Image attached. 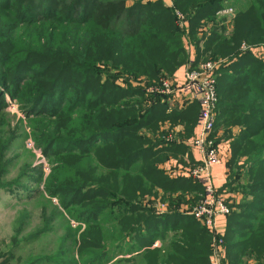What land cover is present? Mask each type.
<instances>
[{
    "label": "trees",
    "instance_id": "1",
    "mask_svg": "<svg viewBox=\"0 0 264 264\" xmlns=\"http://www.w3.org/2000/svg\"><path fill=\"white\" fill-rule=\"evenodd\" d=\"M225 1L171 0L168 6L163 0H0V40L5 42L13 41L10 31L23 26L25 22H30V19L34 20L32 24L36 22L38 25L55 23L60 30L65 29V25L69 23L72 26L87 25L97 32L89 41L80 45L63 42L59 53H53L43 44L25 47L21 51L22 64L17 63L14 67L12 62L4 60L5 54L0 51V73L12 75L22 71L23 68L28 70L33 67L41 68L42 72L36 76L41 79L39 90L48 87L52 77L72 87L79 84L86 85L87 88L79 92V99L81 103H86L89 98L92 99L89 108L92 112L84 130L90 141L79 142V152L87 156L90 153L87 150L90 149L89 147L97 151L95 156L97 155L96 158L105 163L106 169L124 172L122 181L131 167L138 163L139 176L135 178L137 184L134 187V196L146 184L148 189L145 191L159 186L160 190L173 194L177 190H182L183 186L188 187L189 184L199 188L203 193L200 185L184 174L183 177L172 176L173 171L169 173L167 168H158L159 164L169 157L172 146L164 142L169 130L164 128V132H161L163 123L181 124L185 132H188V128L195 124L198 105L189 103L183 111L168 112L162 101L163 97L147 94L141 86L130 88L131 92H126L124 87L113 84L111 81L113 78L107 74V79L101 80L99 69H119L117 72L133 73L129 57L125 53L127 48L125 49L122 45V39L137 37L141 38L138 43L141 44L138 48L140 52H137V55H144L146 58L137 66L135 63L133 66L137 71V68L143 65V68L138 71L141 75L152 74L148 76L149 78L146 76V86L159 80L155 79L154 72L172 70L171 76H173L181 69L185 59L183 36L186 34L189 37L198 36L197 29L201 26L202 29L206 27L205 21L214 22L216 13L224 7L221 5ZM250 1L253 5L249 8L236 7L238 13L229 28L213 29V27L206 40L202 36L205 34L203 33L196 38L198 40L189 39V42L188 40L186 42L194 50L192 66L197 64L196 58L207 54L224 57V59L231 58L227 59L229 63L221 66L216 73V108L219 107V114L215 126L221 124L225 131L228 128L229 130L239 129L237 134L227 138L230 139L228 149L231 154L227 166L229 168L232 163L236 164L240 160L246 162L245 166L249 167L251 192L253 190L254 194L263 193L255 202L264 205V60L262 59L264 56V0ZM129 2L130 5H128ZM47 12L50 13L49 16H46ZM175 12L186 17V32L178 29ZM132 25H136L143 32L137 34L136 31L125 30L132 28ZM117 26L122 27L123 30ZM218 31L226 33L217 34ZM202 38L205 41H202ZM200 42H202V50H200ZM241 44L257 47L259 53L241 52ZM12 49L16 50L17 46L13 45ZM130 53L131 51L128 55ZM29 57H34L36 66L29 68L24 66ZM98 81L101 83L99 84ZM57 84L50 88L56 90V93ZM47 93L43 97L48 95ZM40 95L38 94V97L34 99L39 98ZM127 95H144L154 102L146 106L137 101L124 102ZM148 127H153L154 132H157L154 142L143 136L145 134L142 135V131ZM92 141L94 145L87 146V143ZM158 143L164 145L163 148H158ZM257 155L260 157L248 161L249 158ZM188 168L190 167L183 169ZM172 169L175 170V168ZM74 177L77 182L72 186H66L67 189L64 192L75 193L78 189L84 191L77 196L78 201L85 207L93 206L92 210L98 211L97 200H106L109 197V191L112 190H109L111 186L103 178V186L93 188L95 181L90 170L77 173ZM124 189L125 187H122L120 190L122 194ZM125 193V197L121 196V202H130L132 197L126 191ZM251 195L253 201L256 196ZM247 201L245 198L243 204L248 203ZM249 207L253 213L249 221L255 223V226L228 220L232 212L224 219L221 237L224 242L223 262L225 264H244V258L257 256L262 259L260 256L264 255V208H257L255 204ZM138 212H145L146 216L140 219L142 216ZM87 214L88 212L85 213ZM92 214L94 218L89 220L93 223L90 225V233L81 235L79 240L80 253L100 249L103 235L101 228L95 224V214ZM181 215L184 218H179ZM150 216L146 210L142 211L140 208L135 211L126 210L115 220L121 239L136 228L135 221L148 228L150 225L154 226L153 233L144 237L151 240L143 244L141 259L145 261L144 264H210L211 236L193 217L178 212L175 215L178 218L172 222V225L169 227L165 225L163 232L158 234L155 225L163 219L167 222L172 219V216L156 215L155 221ZM159 235L160 247L150 248Z\"/></svg>",
    "mask_w": 264,
    "mask_h": 264
},
{
    "label": "rangeland",
    "instance_id": "2",
    "mask_svg": "<svg viewBox=\"0 0 264 264\" xmlns=\"http://www.w3.org/2000/svg\"><path fill=\"white\" fill-rule=\"evenodd\" d=\"M163 1L170 6L171 0ZM223 5L232 8L236 16L237 8L246 9L253 4L250 0H226L221 6ZM45 14L46 16L50 15L48 12ZM30 20V22H25L23 26L10 31L13 41L0 40V51L5 54L6 59L4 60L14 64L12 67L17 63L22 64L21 51L25 47L43 44L53 53H59L63 42L80 45L89 41L97 33L89 26L82 24L72 26L68 23L65 25V29L60 30L55 23L49 22L46 25H38L36 22L32 24L33 19ZM207 23L213 25L208 27L210 32L213 27V29L221 28L219 26H221L222 21L215 19L214 22L209 21ZM201 27L197 29L200 35L203 34ZM118 28L123 30L120 26ZM203 29L206 28L203 27ZM125 30L136 31L137 34L143 32L136 25ZM225 33L218 31L217 34L223 35ZM199 34L198 36H200ZM198 36L189 37L186 34L183 38L189 42V39L198 40L196 39ZM202 36L206 40L208 33ZM140 39L137 37L122 39V45L125 49L127 48L125 53L129 57V64L133 67V73L117 72L119 69H99V71L101 70V80H106L107 74L113 78L111 80L113 84L124 87L126 92H131L130 88H135V84L137 85L141 81L147 82L146 76L152 74L141 75L138 71L143 68V65L138 67L137 71L133 66L134 63L137 66L146 58L144 55H137V52H140L138 50L139 45H141L138 44ZM205 40L202 38V41ZM190 44L192 45L191 41ZM13 45L17 46L16 50L12 49ZM142 46L144 48V45ZM199 46L202 50V42ZM184 49L185 59L181 66L189 61L190 51L188 47ZM130 51L131 53L128 55ZM134 52L136 53L133 54ZM33 59L34 57H29L24 66L27 68L36 66ZM196 59L197 64L204 61L216 62L219 60H221L220 66L229 63L227 57L224 59V57H216L211 54ZM262 59L264 60V56ZM171 71L154 72L155 79H171L173 72ZM39 72H42L41 68L33 67L29 70L23 68L22 71L12 75L0 73V78H2L0 79V264H144L145 261L143 262L141 259L143 244L151 241L148 238L144 239V237L153 233L152 228L154 226L150 225L148 228L135 221L136 228H133L121 239L122 236L118 233L115 224L117 217L124 214L126 210L135 211L140 210V208L142 211L146 210L151 215L150 217H153V221H155L156 215L172 216V219L167 222H164L163 219L155 225L157 227L156 232L159 234L163 232L165 225L168 227L172 225V222L178 218L175 217L178 212L185 214L184 212L191 210L197 204L202 196L201 190L188 184L189 188L183 186L182 190L169 194L165 190H160L159 186L145 191L148 189V184H146L134 196L133 191L137 184L135 178L139 176L137 172L138 163L131 167L126 178L122 181L124 172L106 169L105 163L96 158L97 151L89 147L90 149L87 150L90 153L87 156L83 152H79L78 143L90 141L84 130L86 121L92 112L89 109L92 99L89 98L86 103H81L79 99V92L87 86L79 84L72 87L64 81L52 77L48 87L39 90L41 79L36 77ZM133 82L135 84H131ZM54 84H57V93L56 90L50 89ZM46 92L48 95L43 97ZM38 94H41L39 98L34 99V97H38ZM123 101H137L144 106L148 103L152 105L154 102L144 95H127ZM162 101L168 109L172 108L169 100L164 99ZM216 109L217 118L219 107ZM172 111L174 110L168 112ZM228 130L229 128L225 131L221 124L215 126L211 137L213 142L220 145V142H225L227 138L231 137L230 135H234L233 132L237 134L239 131L238 128ZM142 135L154 142L157 132H154L153 127H148L142 131ZM93 142L87 143V146L94 145ZM224 156L225 152L223 153ZM227 157L229 161L230 151L227 152ZM258 157L260 155L249 158L248 161ZM245 163L240 160L229 166L227 185L221 190L229 198L231 197L232 215L228 220L255 226V223L249 221L253 214L249 206L255 204L257 208H264V205L255 202L263 193L256 192L254 194L253 190L251 192L248 177L249 167H246ZM87 170L92 171V177L95 181V185H92L93 188L102 187V181L105 178L107 184L111 186L109 190L112 189L109 191V197L106 200H97L98 211L92 210L93 206L85 207L78 201L77 196L84 191L78 189L75 193L64 192L67 189L66 186H72L73 183L77 182L74 177L77 173H83ZM167 170L171 173L173 169L170 167ZM171 175L177 176L174 173ZM176 186L178 187V185ZM122 187H125L123 194L120 191ZM125 191L132 197L130 202H121V196L125 197L126 195ZM251 194L256 196L253 201ZM245 198L248 203L243 204ZM86 212H88L87 215H85ZM92 213L95 214V224L101 228L103 235L100 249L80 253L78 249L79 240L81 235L90 233V225L93 223L89 220L94 218ZM138 214L142 216L140 219L146 216L145 212H138ZM90 215L92 216L90 217ZM254 215L256 216V214ZM179 218H184V216L181 215ZM217 224L224 228L225 221L220 220ZM155 242L160 247V235ZM150 248L153 249V246ZM154 248H158V246ZM260 257L262 259L257 256L244 258V264L250 261L253 264H264V255Z\"/></svg>",
    "mask_w": 264,
    "mask_h": 264
},
{
    "label": "built area",
    "instance_id": "3",
    "mask_svg": "<svg viewBox=\"0 0 264 264\" xmlns=\"http://www.w3.org/2000/svg\"><path fill=\"white\" fill-rule=\"evenodd\" d=\"M175 16L178 29L181 32H186V17L177 12H175ZM234 17L235 11L227 6L216 13V20L222 21L219 27L226 29L229 28ZM205 25L206 29H202V31L206 34L209 33L208 27L213 25L206 21ZM183 41L186 43L184 38ZM240 51L259 53L257 47L245 44L241 45ZM188 60L182 67L180 76L171 79L161 78L148 86H146V82L141 81L135 86L143 87L147 94L169 100L172 106L181 107L189 103L198 105L195 122L196 132L190 140V147L197 153L199 160L195 165L181 171L182 174L200 185L203 193L197 204L184 213L193 217L211 236L210 264H225L223 262L224 242L221 237L223 228L219 227L217 223L230 215L232 211L231 197L229 198L222 190L216 189L211 180V168L220 165L223 159L218 144L216 145L211 138L216 124V73L221 67V60L216 62L204 61L195 66H192L189 57ZM157 246L159 247L154 242L153 248Z\"/></svg>",
    "mask_w": 264,
    "mask_h": 264
},
{
    "label": "crops",
    "instance_id": "4",
    "mask_svg": "<svg viewBox=\"0 0 264 264\" xmlns=\"http://www.w3.org/2000/svg\"><path fill=\"white\" fill-rule=\"evenodd\" d=\"M183 41V40H182ZM184 48L188 47V50L190 51L189 59L194 60V50L191 46H189L188 43H184ZM183 67V66H182ZM179 69L177 72L173 74L172 77L180 76L182 72V68ZM189 106V105H188ZM187 105H183L181 107L172 106V108H167V110H176V111H183L187 107ZM196 122V121H195ZM163 127H161V132H164V128L168 129L169 132L165 136V141L167 145L171 144V151L169 158H167L163 163L159 164V169L161 168H175V170H172L177 177H183L182 169L191 167L194 164H196L199 160L197 153L190 147V140L192 139L193 135L196 132L195 125L188 128V132H185L181 124H168V122L163 123ZM236 131V130H234ZM189 133V134H188ZM235 135V132H233ZM230 139L225 140V142H220L218 145L221 151L222 155V163L218 166H214L211 168V180L216 189H222L225 185H227V178L229 173V168L227 166L228 157L227 152L229 151ZM164 145H161V143H158V148H163ZM225 152V156L223 157V153ZM227 187V186H226ZM223 190V189H222ZM222 228V227H221ZM246 264H253L251 261Z\"/></svg>",
    "mask_w": 264,
    "mask_h": 264
}]
</instances>
